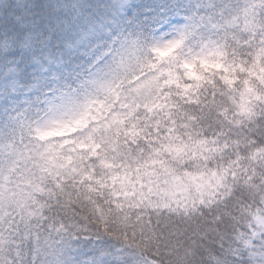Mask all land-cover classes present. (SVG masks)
I'll return each instance as SVG.
<instances>
[{"label":"snow or ice","instance_id":"1","mask_svg":"<svg viewBox=\"0 0 264 264\" xmlns=\"http://www.w3.org/2000/svg\"><path fill=\"white\" fill-rule=\"evenodd\" d=\"M0 264H264V0H0Z\"/></svg>","mask_w":264,"mask_h":264}]
</instances>
